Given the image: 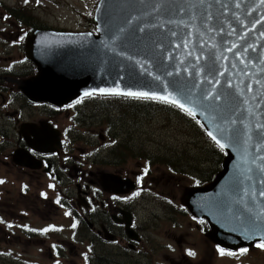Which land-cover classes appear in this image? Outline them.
<instances>
[{
    "label": "water",
    "instance_id": "1",
    "mask_svg": "<svg viewBox=\"0 0 264 264\" xmlns=\"http://www.w3.org/2000/svg\"><path fill=\"white\" fill-rule=\"evenodd\" d=\"M94 18L96 32L40 29L27 38L26 58L37 74L17 82L21 92L57 107L112 96L101 90L184 104L208 137L226 145L221 172L190 189L184 205L225 249L264 239L262 0H100ZM34 142L44 153L59 144L54 135Z\"/></svg>",
    "mask_w": 264,
    "mask_h": 264
},
{
    "label": "flooded vegetation",
    "instance_id": "2",
    "mask_svg": "<svg viewBox=\"0 0 264 264\" xmlns=\"http://www.w3.org/2000/svg\"><path fill=\"white\" fill-rule=\"evenodd\" d=\"M19 38L17 44L23 48ZM34 72L33 66L2 65L0 58V172L13 178L0 177L3 181L0 205L4 207L6 201L8 204L12 201L4 199L6 195L9 197L8 191L2 193L4 185L16 182L20 190L15 203L6 205L5 210L0 208V214L5 216L0 215V228L6 231L2 235L15 238L24 246L34 238L41 240V246L47 241L50 246L40 262L27 260V255L20 258L6 254L8 261L18 264H264V247H257L259 242L233 250L223 248L210 238L208 222L194 216L184 205L185 193L177 195L171 188L156 189L154 182L159 184L157 180L161 176H155L150 158H144V168L139 172L131 169L129 148L136 141L130 131L116 126L107 138L102 130L98 135L100 141L89 145L82 142L75 126H98L105 119L93 117L87 123L77 115L73 117L74 127L63 128L59 117L70 112L67 107L51 108L25 98L17 82L33 77ZM20 100L24 103L19 105ZM44 113L48 116H39ZM46 129L58 137L59 144H53L50 152L44 153L32 146L40 136L52 137L45 133ZM110 130L111 127L106 133ZM78 143L88 148L74 147ZM22 154L34 166L17 164L21 161L17 156ZM168 163L173 166L169 169L171 172L180 171L177 157ZM181 172L190 179L191 188L213 181L211 175L195 174L189 168H181ZM204 176L207 183L201 179ZM147 191L152 192L148 198ZM9 210L12 219L24 223L13 224L12 219H7ZM146 210L151 220L140 223V212ZM47 211L55 220L60 219L59 226L51 222L39 227L32 224L34 217H47ZM48 225L55 226L56 231L50 234L42 231ZM218 248L226 254H221ZM187 250L195 255H188Z\"/></svg>",
    "mask_w": 264,
    "mask_h": 264
},
{
    "label": "rangeland",
    "instance_id": "3",
    "mask_svg": "<svg viewBox=\"0 0 264 264\" xmlns=\"http://www.w3.org/2000/svg\"><path fill=\"white\" fill-rule=\"evenodd\" d=\"M98 1L39 0L38 2V0H27L26 2V0H2L3 3H0V30H2L0 31V58L2 65L16 64L24 57V49L17 44V40L22 35L23 30L24 33L27 31L25 28L40 26V29L49 27L51 29H60L59 31H95L93 15ZM14 15H17L18 18ZM19 17L21 18L19 19ZM18 21H23V25L18 23ZM27 23H30V26ZM127 101H129V104ZM86 102L82 107H79V111L75 110L77 107L68 109L70 112L64 113L59 117L60 125L63 128L74 127L73 117H76L78 112L82 114L83 120L87 121V123H91L90 118L93 117L105 119V123L98 126L91 124L75 126L77 131H79L78 135L83 138L82 142L89 143V145L100 141L98 135L102 130L105 131L104 136L107 138L116 126L117 128L130 131L133 135L132 139L136 141L132 146L130 145L131 141L128 143L130 145L129 149L132 160L130 167L139 172L144 168V158H150L154 164L153 172L155 176H161V179L157 180L159 184L154 182L156 189L169 190L171 188L170 190H174L177 195L187 194L193 188H191L190 179L185 175L186 173L181 172V168H190L188 164H192L197 169L196 171H200L203 175H209L211 171L217 174L221 170L219 162L216 164L215 161L209 160L208 147L212 148V146L208 143L207 138L203 134L194 131L185 118L177 116L175 112L164 108L159 102L151 101L147 110L144 108L145 105H131L132 101L126 97L118 99L113 96H102L87 99ZM23 103V100L19 101V105ZM12 109H15V106ZM39 116L47 117L48 115L44 113ZM111 124L115 126H111ZM109 127H111V130L109 133H106ZM84 145V143H78L74 147L88 148V146ZM176 157L180 171L173 173L174 171L171 172L169 170L173 166L168 161ZM155 165L161 167H156ZM5 176L13 179L11 174L0 172V177ZM155 176L153 180H155ZM201 179L207 183L208 179L206 176ZM162 182H167V186L161 185ZM144 186H146V183H144ZM5 191H8L9 197L4 194L6 197L4 198L3 196V198L10 199V201L12 200L15 203L16 196L20 192L19 184L10 182V184L2 187V193H5ZM151 194V191H147L146 198L150 197ZM12 201L9 204L6 201L4 207L11 205ZM4 207L0 205V208H3V210H5ZM47 213L48 216L43 219L34 217V220H31L32 224L39 227L51 222L59 226L60 219L55 220L52 213L48 211ZM0 215L5 218L3 214ZM8 217L6 218L12 219L13 217L10 210ZM49 218L54 220H47ZM150 220L149 211L140 212V223ZM11 222L13 224L24 223L23 220L15 219H12ZM50 226L52 225L46 227L48 234L56 231L54 227ZM3 232L6 231L0 228V250L2 251L0 252V257L3 258L0 259V264H18L8 261L6 254L9 257L10 255H14L20 258L23 255H27V260H37L40 262L43 259L42 254L45 252V249L50 246L49 241L46 242L45 246H41V240L35 238L29 245L24 246V244L17 243L15 238L10 239L2 235ZM18 234H20V231L17 230ZM22 236L27 238L24 235ZM27 241L28 239L24 243ZM40 251L43 252L41 253Z\"/></svg>",
    "mask_w": 264,
    "mask_h": 264
},
{
    "label": "trees",
    "instance_id": "4",
    "mask_svg": "<svg viewBox=\"0 0 264 264\" xmlns=\"http://www.w3.org/2000/svg\"><path fill=\"white\" fill-rule=\"evenodd\" d=\"M14 13V12H13ZM14 16H17V15H14ZM21 17H19L20 19ZM23 22V21H21ZM40 26H32L28 29L27 31V34H30L32 33L33 31H35L36 29H39ZM43 29H51L49 27H44ZM52 30H60V29H54L52 28ZM26 34V35H27ZM24 40H25V37H24ZM31 65H29V68H30ZM147 103V104H146ZM151 103V101H147L145 100L144 104H145V110H147V108L149 107L148 105ZM160 104H162V106L164 108H168L171 112H175L177 114V116H181L183 118H185L188 122H189V125L194 129V131L200 133V134H203L206 138H207V141L208 143L212 146V148L208 147L209 149V160H212V161H215V163L219 164V167L222 166V162L225 158V153L224 151H222L219 147H217L216 145H214V143L207 137L204 129L202 128V126L196 121V119H194L190 114L178 109L177 107L171 105V104H168L166 102H159ZM199 160V159H198ZM191 161V159H190ZM217 161V162H216ZM188 166H190V168L192 169V171H194L195 174H201L200 171H196L197 169L194 168V166L192 164H188ZM189 168V169H190ZM211 175L214 174V172H210Z\"/></svg>",
    "mask_w": 264,
    "mask_h": 264
},
{
    "label": "snow or ice",
    "instance_id": "5",
    "mask_svg": "<svg viewBox=\"0 0 264 264\" xmlns=\"http://www.w3.org/2000/svg\"><path fill=\"white\" fill-rule=\"evenodd\" d=\"M27 2V0H26ZM39 2V0H38ZM262 3H264V0H262ZM5 19H7L5 17ZM103 94H110V95H125V96H129V97H132V98H137V99H140V98H143V99H160L162 101H166V102H170V103H173V104H176L177 106H179L180 108H182L184 111H186L188 114H190L194 119L196 118V113L194 111H192L190 108H186L184 104H180L178 101H176L175 99H172L170 101H167L165 97H155V96H152V97H149L148 93H135V92H127V93H120V92H116V91H108V92H104V90H101ZM199 122V121H198ZM208 135L211 137V139L223 150L226 145L221 143V141L219 139L216 138V136H214L211 132L208 133ZM0 183H3V181H0ZM43 195V193H42ZM262 195H264V193H262ZM67 215V213H66ZM2 222V221H0ZM76 225L73 224V227H75ZM50 227H55V226H50ZM42 231H45L47 232L48 229H43ZM257 247H264V239H261V241L257 244ZM218 251L221 253V254H226L225 251L223 249H220L218 248ZM242 251H247V249H243ZM187 254L188 255H195L194 252H192L191 250H187ZM227 254H231V253H227Z\"/></svg>",
    "mask_w": 264,
    "mask_h": 264
},
{
    "label": "bare ground",
    "instance_id": "6",
    "mask_svg": "<svg viewBox=\"0 0 264 264\" xmlns=\"http://www.w3.org/2000/svg\"><path fill=\"white\" fill-rule=\"evenodd\" d=\"M201 175H203V174H201Z\"/></svg>",
    "mask_w": 264,
    "mask_h": 264
}]
</instances>
